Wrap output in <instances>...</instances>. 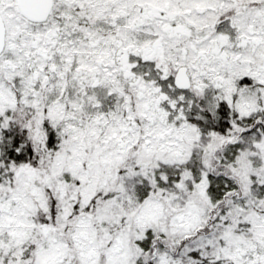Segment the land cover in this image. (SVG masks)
Listing matches in <instances>:
<instances>
[{"label":"snow or ice","instance_id":"obj_1","mask_svg":"<svg viewBox=\"0 0 264 264\" xmlns=\"http://www.w3.org/2000/svg\"><path fill=\"white\" fill-rule=\"evenodd\" d=\"M0 264H264V0H0Z\"/></svg>","mask_w":264,"mask_h":264}]
</instances>
